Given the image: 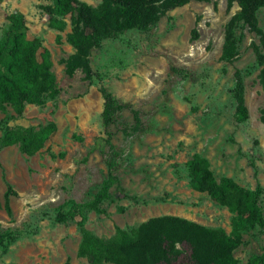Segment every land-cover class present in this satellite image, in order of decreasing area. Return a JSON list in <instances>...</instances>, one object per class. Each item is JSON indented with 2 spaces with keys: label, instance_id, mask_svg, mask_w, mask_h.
Returning a JSON list of instances; mask_svg holds the SVG:
<instances>
[{
  "label": "rangeland",
  "instance_id": "1",
  "mask_svg": "<svg viewBox=\"0 0 264 264\" xmlns=\"http://www.w3.org/2000/svg\"><path fill=\"white\" fill-rule=\"evenodd\" d=\"M79 1L93 9L104 6L103 0ZM52 5L53 0H0V42L8 17L21 14L26 39L41 44L37 62L48 53L57 91L42 105L25 104L21 116L12 105L0 110V137L6 127L56 126L34 155L22 154L18 145L0 146V230L15 236L0 248V264H91L78 254L82 229L112 240L117 229L132 231L155 218H180L229 234L234 215L190 186L186 165L196 154L209 162L217 181L226 177L245 189L259 187L264 213V92L251 44L263 48L260 36L238 23L236 55L231 61L224 57L227 26L239 11L235 2L158 4L147 32L127 29L90 49V77L67 42L71 15L62 18L63 31L49 26L44 7ZM256 17L264 36V9ZM236 72L244 83L245 121H239L232 98ZM100 86L138 113L144 126L143 132L124 134L134 122L132 112L123 110L106 129L120 154L116 175L127 198L113 187L111 200L101 205L104 213L87 211L57 222L70 202L90 201L107 175L111 149ZM242 238L233 253L239 264L264 254V230ZM180 248L174 264H190L189 250Z\"/></svg>",
  "mask_w": 264,
  "mask_h": 264
},
{
  "label": "trees",
  "instance_id": "2",
  "mask_svg": "<svg viewBox=\"0 0 264 264\" xmlns=\"http://www.w3.org/2000/svg\"><path fill=\"white\" fill-rule=\"evenodd\" d=\"M190 1L209 0H103L104 6L98 9L90 8L79 0H53V5L44 7V11L49 16V26L60 32L64 30L62 18L71 15L73 28L67 42L77 50L78 67L90 77L93 72L88 57L92 47H97L102 41L118 38L127 29L147 32L150 14L160 3L175 8ZM229 2H235L239 11L227 26L223 55L229 61L236 55L233 30L238 23L259 35L263 50L254 43L251 46L260 68L259 82L264 92V36L258 29L256 17L258 10L264 9V0ZM8 21L9 30L0 42V110L5 105H12L16 115L21 116L25 104L42 105L47 97H54L57 91L55 79L49 71L48 53L44 51L41 63L37 62L36 54L41 44L36 39H26L23 16L12 14ZM87 31L89 33L86 34ZM234 77L232 98L235 113L239 121H245L248 114L244 104V83L240 73L236 72ZM98 91L103 101L101 120L105 129V143L111 149L106 163L107 175L90 201L70 202L67 212L59 213L56 217L57 222L83 217L87 211L104 213L101 205L111 200L110 190L113 187L119 196L127 198L116 175L120 154L111 143L112 134L106 129L116 123L118 113L123 110L132 112L134 122L129 129L122 130L124 134L143 132L144 126L138 113L116 100L106 88L100 86ZM55 131L53 123L38 130L6 127L2 130L0 146L18 145L22 154L31 156L44 148ZM186 166L191 188L206 194L234 215L229 234L180 218H155L132 231L117 229L112 240L99 239L82 229L79 256L91 264H174L183 253L180 246H185L189 250L190 264H239L233 253L243 243V234L255 228L264 230L261 189L242 188L226 177L217 181L209 162L197 154ZM5 208L8 210L7 204ZM14 240L12 232L0 230V248ZM246 264H264V254L252 256Z\"/></svg>",
  "mask_w": 264,
  "mask_h": 264
}]
</instances>
